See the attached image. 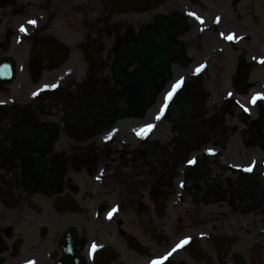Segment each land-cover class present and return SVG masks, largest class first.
<instances>
[{
	"label": "flooded vegetation",
	"instance_id": "obj_1",
	"mask_svg": "<svg viewBox=\"0 0 264 264\" xmlns=\"http://www.w3.org/2000/svg\"><path fill=\"white\" fill-rule=\"evenodd\" d=\"M0 101V264H264V0H0Z\"/></svg>",
	"mask_w": 264,
	"mask_h": 264
},
{
	"label": "snow or ice",
	"instance_id": "obj_2",
	"mask_svg": "<svg viewBox=\"0 0 264 264\" xmlns=\"http://www.w3.org/2000/svg\"><path fill=\"white\" fill-rule=\"evenodd\" d=\"M29 23L35 24L36 22L35 21H29ZM22 30H26V29H23L22 28ZM229 38L231 39L232 37H229ZM177 86H179V82H178ZM171 95H172V93H169L167 98H170ZM253 102H255V98L253 99ZM0 103H4V102L3 101H0ZM147 127L150 129L152 127V125H148ZM248 170L250 171L251 169H248ZM187 242H188V239H185L184 241L181 242V245H178L177 247H180V246H182L183 244H185ZM92 247H93V250H95V248L97 246L95 244H93ZM173 251H175V249H173ZM168 255H171V253H169ZM163 259H167V257H164ZM153 264H160V261H154Z\"/></svg>",
	"mask_w": 264,
	"mask_h": 264
}]
</instances>
